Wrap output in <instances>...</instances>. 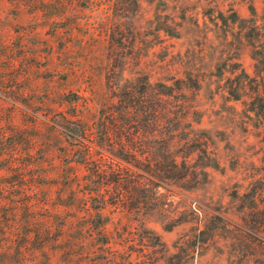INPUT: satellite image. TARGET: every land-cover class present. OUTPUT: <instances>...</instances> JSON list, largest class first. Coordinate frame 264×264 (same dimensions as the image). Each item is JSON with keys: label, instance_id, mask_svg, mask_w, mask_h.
I'll return each instance as SVG.
<instances>
[{"label": "rangeland", "instance_id": "374dc122", "mask_svg": "<svg viewBox=\"0 0 264 264\" xmlns=\"http://www.w3.org/2000/svg\"><path fill=\"white\" fill-rule=\"evenodd\" d=\"M132 1L0 0V264H112L113 253L116 264H143V228L170 253L205 229L185 264H264V116L251 110L257 29L239 20L264 27V0ZM144 74L197 81L185 90L201 113L193 127L219 163L194 187H159L154 212L141 208L140 187L135 200L109 182L131 167L110 153L113 133L97 128L115 110V87ZM238 81L235 100L228 86ZM86 149L103 158L108 202L117 192L127 201L101 218L90 170L77 162Z\"/></svg>", "mask_w": 264, "mask_h": 264}, {"label": "trees", "instance_id": "16d2710c", "mask_svg": "<svg viewBox=\"0 0 264 264\" xmlns=\"http://www.w3.org/2000/svg\"><path fill=\"white\" fill-rule=\"evenodd\" d=\"M132 2L135 3V0ZM250 10L253 12L252 6ZM231 14L233 22L239 18L235 12ZM261 17L264 19V9ZM239 20L252 22L251 27L257 29L256 39L250 43L251 58L255 61V77L253 78L256 84L253 96H251V110L264 116V89L262 87L264 83V27L256 25L253 17ZM241 74L249 78L244 69H241L238 75ZM125 83L127 86L124 84L115 87L118 100V103L114 105L115 110L110 108L106 113L103 111L108 121L104 118L99 119L97 127L104 137L113 133L116 139L110 153L131 167L128 169L129 174L121 169L113 170L112 180L109 182L115 186L125 184L123 189L130 195L129 199H135L136 188L140 187L143 194L142 201H140L141 208H144L145 212L160 211L162 207L158 202L161 197L158 193L159 187L168 184L181 188L194 187L202 180L199 175L205 178V167L217 168L219 166L215 154L209 149L207 140L198 138L196 134L199 130L193 127V123L200 122L201 113L188 99L185 90L197 87V81L187 77L186 79H175L171 84L162 81L151 82L148 75L144 74L142 77L127 79ZM238 84L242 83L238 81L235 85L228 86V94L235 100L240 98L237 92ZM175 142H180L178 145V150L181 152L180 160L172 150ZM191 155L194 157L190 160ZM78 158L77 162L85 164L90 170L86 175L88 177L86 184L90 186L88 189L90 196L93 200H98L97 207H94L95 216L101 218L102 210L109 203H121L126 206L127 201L119 192L115 197L110 198L109 202L104 196L103 190L107 188L109 182L104 178L106 175L102 167V156L92 160L90 150L86 149L80 153ZM126 175H128V180ZM241 196L243 198L250 196L252 206L257 204L253 193L245 192ZM134 208L138 211V207ZM175 223V220L167 221L164 228L169 230ZM142 230L146 234L141 235L139 245L140 252H143L139 255L143 256V264H185L190 248L208 238L204 236L205 229H199L191 239L174 245L177 251L170 253L157 234L148 228ZM97 240L103 244L108 243V237L105 234H99ZM118 258V253H113L107 258V262L110 260L112 264H116Z\"/></svg>", "mask_w": 264, "mask_h": 264}]
</instances>
